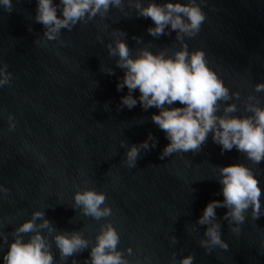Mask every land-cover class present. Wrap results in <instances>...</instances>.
Returning <instances> with one entry per match:
<instances>
[{"label":"water","instance_id":"95a60500","mask_svg":"<svg viewBox=\"0 0 264 264\" xmlns=\"http://www.w3.org/2000/svg\"><path fill=\"white\" fill-rule=\"evenodd\" d=\"M201 7L207 19L196 37H186L189 50L204 48L209 65L230 90L241 92L237 114L243 115V97L264 82V0H204ZM13 8L8 12L0 7V60L13 73L12 84L0 88V184L10 189L0 192V222L8 234V243L0 247V264L15 239L11 233L36 209H45L58 231L82 230L92 243L101 224L111 221L121 236L118 247L126 256L127 248H133L130 261L170 264L173 253L177 261L194 253L193 264H264V196L261 216L253 220L249 209L239 234L223 219L228 209H216L227 250L216 247L207 252L199 243L207 226L197 225L210 201L223 200L217 166L248 164L264 189V161L253 165L236 148L222 152L211 133L201 151L161 159L170 141L151 119L160 110L145 111L139 90L132 93L138 101L134 108L120 107L128 89L117 90L124 70L108 54L113 30L126 33L123 38L133 55L145 45L153 52L179 48L176 32L153 37L148 32L153 21L137 16L125 0L123 11L112 8L103 19L97 16L71 31L63 29L64 43L45 44L44 26L34 19L37 0H13ZM38 37L40 44L34 43ZM101 66L105 71L112 67L115 74L108 75ZM256 95L264 106V92ZM9 113L15 119L11 130ZM149 133L156 137V147L142 149L136 167H128L127 146L139 145ZM85 187L107 194L111 216L96 221L72 207L75 192ZM90 251L89 247L64 264H86ZM53 252L59 260L54 243Z\"/></svg>","mask_w":264,"mask_h":264},{"label":"clouds","instance_id":"9594fccd","mask_svg":"<svg viewBox=\"0 0 264 264\" xmlns=\"http://www.w3.org/2000/svg\"><path fill=\"white\" fill-rule=\"evenodd\" d=\"M202 2L204 0H186L184 3H173L171 0L165 3H157L156 0H147V3L145 0H127L137 16L153 21L155 26L148 28L150 35L159 37L175 31L176 41L181 46L153 52L150 46L145 45L136 49L133 55V50L123 38L126 33L114 29V39L107 44L108 54L116 57V66L124 70L117 90L122 91L125 87L128 89V94L121 97L120 107L134 108L138 101L132 93L139 90V103L145 111L153 107L160 110L151 119L170 141L163 149L161 159L173 153L201 151L211 133L213 141L221 146L222 152L236 148L251 164L259 165L264 161V106L256 94L264 92V82L256 83L253 91L243 97L245 114H237L241 111L237 103L242 100L241 92L230 90L219 73L209 65L204 48L189 50L186 37H196L207 19L201 7ZM124 5L125 0H59L58 4L54 0H37L34 19L44 26L43 43H64L61 39L63 29L71 31L78 23L87 24L97 16L103 19L112 8L123 11ZM0 7L12 12L13 0H0ZM98 39L102 40V37ZM134 39L138 43L142 40L140 37ZM34 43L40 44V38ZM8 67L7 63L0 60V88L12 84L13 73L8 71ZM101 71L108 75L115 74L112 67H107L105 71L104 66H101ZM177 103L182 107H169ZM8 120L9 129H14L15 119L11 113L8 114ZM156 145L157 139L152 133H149L147 140L139 145L133 144L130 148L126 141H122V146H127L125 162L128 167H136L142 149L150 150ZM217 167L218 181L223 186V200L210 201L197 221V225L207 226L204 238L199 243L209 253L216 247L229 249L228 242L222 239V225L217 219L216 209H228L223 219L228 222L233 233L239 234L249 209L253 220L261 216V198L264 196V189L253 167L245 163ZM9 191L0 184V192ZM107 199L104 191L85 187L75 192L72 207L79 209L83 216L100 221L112 215V207ZM11 236L15 239L3 256L4 264H64L69 257L89 247L90 257L86 264H143L140 259H128V256L133 255L131 246L126 250L128 256L125 250L118 247L121 236L111 221L101 224L95 243H92L82 230L58 231L46 218L45 209H36L31 218L15 227ZM25 236L30 238L26 241ZM171 240L173 244L178 243L175 235ZM7 243L8 234L3 231L0 222V247ZM53 243L59 250V260L55 258ZM194 260V253L178 261L177 254L173 253L170 264H193ZM73 264L77 262L73 260Z\"/></svg>","mask_w":264,"mask_h":264}]
</instances>
